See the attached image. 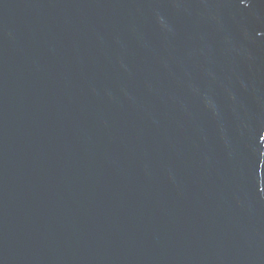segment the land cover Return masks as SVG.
<instances>
[{"label": "water", "instance_id": "1", "mask_svg": "<svg viewBox=\"0 0 264 264\" xmlns=\"http://www.w3.org/2000/svg\"><path fill=\"white\" fill-rule=\"evenodd\" d=\"M0 264H264V0H0Z\"/></svg>", "mask_w": 264, "mask_h": 264}]
</instances>
